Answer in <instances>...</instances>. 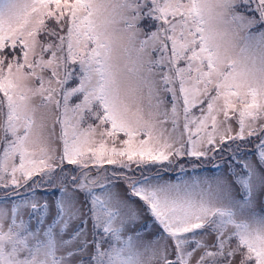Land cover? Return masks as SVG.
<instances>
[{"label": "snow or ice", "instance_id": "snow-or-ice-1", "mask_svg": "<svg viewBox=\"0 0 264 264\" xmlns=\"http://www.w3.org/2000/svg\"><path fill=\"white\" fill-rule=\"evenodd\" d=\"M0 264H264V0H0Z\"/></svg>", "mask_w": 264, "mask_h": 264}]
</instances>
